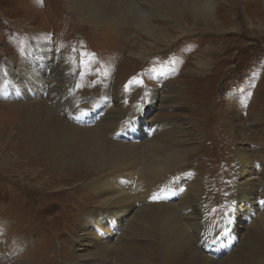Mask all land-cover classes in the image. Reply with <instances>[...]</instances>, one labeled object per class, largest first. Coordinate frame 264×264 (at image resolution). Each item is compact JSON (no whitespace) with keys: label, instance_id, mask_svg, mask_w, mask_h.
<instances>
[{"label":"bare ground","instance_id":"bare-ground-1","mask_svg":"<svg viewBox=\"0 0 264 264\" xmlns=\"http://www.w3.org/2000/svg\"><path fill=\"white\" fill-rule=\"evenodd\" d=\"M73 4H77L74 13L83 24L97 32L106 28L112 42L120 44L124 51L136 50L135 34L144 37L149 47L162 49L177 39L187 42L197 37L187 36L196 33L194 26L197 24H202L204 30L210 33L216 31L226 34L237 30L236 26L227 28L222 23L218 14V0H74ZM260 4L264 7V0H260ZM156 22L169 26H160ZM249 27L263 29L264 23L250 21ZM83 35L86 37L85 33ZM31 40L41 43L36 46L41 54L46 55L47 50L50 51L45 72L38 70L37 73L36 67L24 60L28 56L25 54L17 70H13L11 65L0 69V94L20 92L24 97L26 114L23 116L24 124L20 127L24 130L20 138L23 153L32 159L33 165L42 171L54 170L53 175L64 179L67 174L76 171V176H71V183L53 185L36 181L35 184L30 183L33 187L64 190L65 187L83 182L89 177L82 178L85 175L98 173L91 190L97 197L100 196L102 203L93 207L90 213L89 208L88 214L80 220L83 224L86 222L88 228L81 225L80 221H72V231L61 234L76 235L70 248L75 264H83L85 259L90 262L87 264H147L152 253L147 250V246L155 232L163 256L170 259L172 264H264L263 141L254 138L256 145L252 147L246 139L247 130L241 125H234L233 131L224 138L215 137L223 151L218 149L214 156L205 157V161L210 162V169L218 166L217 171H226L232 176L229 181L233 187V206L214 207L207 195L213 193L208 184L205 183L207 187H204L198 175L187 172V163L193 153L191 138L196 135L194 127H190L193 125L186 127V124H178L163 117L153 120L140 115L139 119L134 116L136 110L133 113L132 107L128 108L127 102H132L134 95L125 86L122 90H112L120 117L115 116L117 112L107 108L110 101L107 96L82 106L78 94L74 93V86L66 76L67 70L61 66L58 49L49 40L44 41L40 34L38 37L33 35ZM201 49L198 53L202 56L197 57V62L193 61L194 54H191L190 49L185 50V54L190 55L189 60L194 62L196 69L206 71L213 62L211 56L216 47ZM136 57L146 60L143 51L138 52ZM18 71L20 77H16ZM24 83L27 89H30L29 83L39 88L43 83L42 98L30 99V95L26 98ZM165 87L169 93L161 102L169 105L180 103L182 96L174 94V87ZM106 93L111 94V91ZM144 93L148 91L145 89ZM155 102L158 103V97L154 95L147 103L153 106ZM98 104L105 109L101 115H105L97 123ZM142 107L140 104V110ZM231 115L233 123L237 116L234 113ZM93 117L95 123L89 124L88 121ZM126 118L129 121L123 126ZM151 122L153 136H145L141 132V140L137 138L140 141H135V130L142 127L143 123ZM115 134L117 140L113 138ZM110 136L114 139H111L113 143L107 140ZM227 153L233 155L232 163L228 162ZM9 163L3 159L0 173L3 171L24 178L21 171L11 170ZM39 163L42 165L39 166ZM206 168L200 166L194 170L205 173ZM22 170L33 175L39 171L38 168L26 167ZM208 180L211 182V178L208 177ZM229 186L230 183L224 178L218 182V190L224 193L220 194V200L226 202L225 198L230 195ZM167 192H180V196L175 202L164 203L161 198ZM205 195L209 202H206ZM193 215H198V222L192 220L188 223L186 217ZM91 224L95 226L89 228ZM44 233L47 234L48 230L45 229ZM213 242H218V246L230 245L232 251L215 259L208 252ZM9 243L3 244V249ZM50 254L48 251L45 256L51 257L54 253ZM14 263L17 264V261Z\"/></svg>","mask_w":264,"mask_h":264},{"label":"rangeland","instance_id":"rangeland-1","mask_svg":"<svg viewBox=\"0 0 264 264\" xmlns=\"http://www.w3.org/2000/svg\"><path fill=\"white\" fill-rule=\"evenodd\" d=\"M218 1V14L222 23L227 28L236 26V31L227 30L229 32L226 34L216 31L210 33L204 30L202 24L192 25L197 29L196 33L187 36L197 37L187 42L177 39L162 49L149 47L144 37L135 34L136 50L124 51L120 44L112 42L106 28L97 32L81 22L74 13L77 5L73 4L74 0H0V69L11 65L13 70H17L22 56L27 54V59H24L27 64L35 66L37 73L38 70L45 72L50 51L48 49L47 54L43 55L36 48L41 43L30 41L33 35L38 37L40 34L44 41L49 40L60 52L61 66L67 70L66 76L74 86V93L78 94L82 106L107 96L110 98L108 108L117 112L116 117H120L112 90H122L125 86L134 95L133 101L127 102L128 108L132 107V112L136 110L133 112L134 116L143 114L145 118L153 120L158 117L170 118L178 124H186V127L193 125L190 127H194L196 135L191 138L190 148L193 153L187 163V172L198 175L203 186L208 184L213 193L207 195L214 207H232L233 187L229 181L232 176L226 171H217L218 166L210 169V162H206L205 157L217 153L220 144L215 137H226L233 131L234 125H241L247 130L246 139L252 147L256 137L264 142V28L249 27L250 21L264 23V7L260 0ZM156 24L169 26L161 22ZM208 46L211 49L216 47L211 56V69H196L194 62L198 61L197 57L202 56L198 52ZM189 49L194 54V62L189 60V54H185V50ZM140 51H143L146 60L136 57ZM100 60L102 61L99 63ZM146 68L149 70L144 72ZM20 76L18 71L16 77ZM144 84L149 85V96L142 92ZM166 85L174 87V94L182 96L180 103L169 105L161 102L169 93ZM29 86L30 89L25 88L24 83L26 98L29 90L36 94V97L30 96V99L42 98L43 83L40 88L31 86L30 83ZM107 91H111V94L106 93ZM154 95L158 97V103L150 106L147 102ZM23 102L0 100V166L3 165V159L10 161V169L21 171L24 177L3 171L0 173V264H15L16 261L17 264H75L70 248L76 235L61 234L67 230L72 231V221H80L89 208L88 213L102 203L100 196L97 197L91 190L98 173L87 174L82 177L89 176L83 182L65 187L64 190L51 191L33 187L31 184L36 181L53 185L71 183V176H76V171L67 174L66 179L58 177L52 174L54 170L42 171L33 165L32 159L23 153L20 138L24 131L20 127L24 124L23 116L26 114ZM140 104L144 105L142 110L139 108ZM231 113L237 116L233 123L230 120ZM128 121L129 119H124L123 126ZM111 139L110 136L107 140L113 143ZM228 148L229 146L226 149ZM232 157L231 154L227 157L229 163H232ZM200 166L207 167L205 173L194 170ZM24 167L38 168L39 171L34 176L22 170ZM221 178L230 183V195L225 198L226 202L220 200V196L224 194L220 193L222 190H218ZM192 220L198 222V215L186 217L188 223ZM81 221L79 223L88 228L86 222L83 224ZM92 226L95 225L91 224L89 228ZM187 226L189 229V225ZM45 229L48 230L47 234L44 233ZM130 241L134 242L133 239ZM7 242H10L9 245L3 249V244ZM80 243L82 245L83 241ZM147 250L152 251L147 264H172L170 259L163 256L157 232L150 240ZM48 251L54 253L53 256H45ZM86 262L90 263L85 259L83 264H87Z\"/></svg>","mask_w":264,"mask_h":264}]
</instances>
